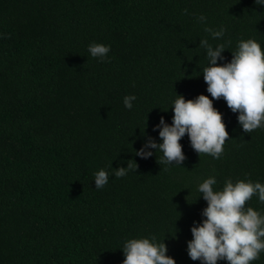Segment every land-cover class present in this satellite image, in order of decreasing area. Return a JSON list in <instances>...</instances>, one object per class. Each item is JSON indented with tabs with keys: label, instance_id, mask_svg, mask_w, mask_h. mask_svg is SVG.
I'll use <instances>...</instances> for the list:
<instances>
[{
	"label": "trees",
	"instance_id": "1",
	"mask_svg": "<svg viewBox=\"0 0 264 264\" xmlns=\"http://www.w3.org/2000/svg\"><path fill=\"white\" fill-rule=\"evenodd\" d=\"M200 39L225 46L219 65L241 40L264 51V4L0 0V264H122L127 240L153 236L175 264H202L187 250L191 227L205 219L198 185L210 176L214 190L227 179L264 184V128L245 133L239 113L207 92ZM91 43L110 46L107 57H91ZM200 94L228 133L219 159L199 156L187 133L181 165L159 164L155 149L135 154L149 138L162 142L155 126L161 116L172 124L176 95ZM127 95L136 97L131 109ZM130 159L137 169L116 178ZM100 169L109 178L97 189ZM245 207L264 215L258 196ZM251 264H264V252Z\"/></svg>",
	"mask_w": 264,
	"mask_h": 264
},
{
	"label": "clouds",
	"instance_id": "2",
	"mask_svg": "<svg viewBox=\"0 0 264 264\" xmlns=\"http://www.w3.org/2000/svg\"><path fill=\"white\" fill-rule=\"evenodd\" d=\"M261 5L264 0H254ZM187 14V9L183 10ZM200 22L206 17L200 15ZM213 39L224 36V28L213 30L205 27ZM199 46L206 50L208 66L203 68V79L207 84V92L213 99L221 97L233 112L239 113L238 123L245 133L257 128H264V51L253 39L241 40L238 48L232 52V59L223 65L217 59L226 49L223 44L213 47L207 39H200ZM110 46L91 43L88 52L91 57L104 59ZM134 95L123 98V104L131 109ZM172 124L165 123L160 117L159 137L161 143L149 138L136 155L148 158L153 155L147 149H155L163 153L158 163L163 165H181L185 160L179 140L187 133L194 151L211 155L219 159L224 152L223 145L229 139L222 116L213 107L212 101L203 94L195 99L186 100L176 95L172 105ZM138 165L128 160L127 167H117L116 178L127 175L129 170L135 171ZM167 170V169H165ZM109 174L104 169L94 173L97 189L108 183ZM217 183L210 176L198 185V192L207 201L202 210L205 219L191 227L192 239L187 242L188 255L192 260H200L202 264H217L218 260H226L228 264H251L258 260L264 252V215L252 207H245L253 196L264 203V184L260 182L237 180L235 183L227 179L222 190H214ZM124 254L122 264H175L172 257L166 255V245L149 238L129 239L121 248Z\"/></svg>",
	"mask_w": 264,
	"mask_h": 264
}]
</instances>
